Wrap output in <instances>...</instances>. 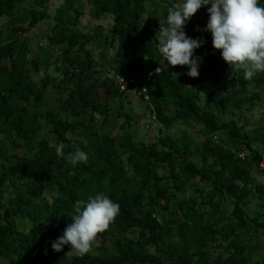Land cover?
Wrapping results in <instances>:
<instances>
[{
	"label": "trees",
	"instance_id": "1",
	"mask_svg": "<svg viewBox=\"0 0 264 264\" xmlns=\"http://www.w3.org/2000/svg\"><path fill=\"white\" fill-rule=\"evenodd\" d=\"M24 1L0 0V18L12 23L0 38V264H264V130L246 129L255 108L264 121V72L248 80L229 68L204 30V7L185 25L207 41L193 78L187 66L158 64L160 19L178 0H62L52 14L45 0ZM87 5L93 18L110 16L107 32L78 30ZM42 22L40 71L20 36ZM107 67L135 92L120 91ZM130 95L145 103L154 138L132 128ZM77 149L87 164L69 163ZM97 193L120 206L109 228L85 255L54 251L76 202Z\"/></svg>",
	"mask_w": 264,
	"mask_h": 264
},
{
	"label": "clouds",
	"instance_id": "2",
	"mask_svg": "<svg viewBox=\"0 0 264 264\" xmlns=\"http://www.w3.org/2000/svg\"><path fill=\"white\" fill-rule=\"evenodd\" d=\"M208 5L204 30L211 33L213 48L220 50L229 68L243 70L248 80L264 72V0H178L169 6L166 20L160 19L159 36L155 38L161 56L158 64L187 66L188 76H199L202 57L195 55V50L207 41L188 36L185 25L198 9ZM155 71L159 73L162 68ZM63 148V143L56 146L57 155L63 156ZM68 159L73 166L87 164L89 155L77 149ZM119 212L118 202L104 193L77 201L74 214L68 215L72 222L51 242L52 249L59 252L70 245L76 255L89 253L97 235L109 228Z\"/></svg>",
	"mask_w": 264,
	"mask_h": 264
},
{
	"label": "crops",
	"instance_id": "3",
	"mask_svg": "<svg viewBox=\"0 0 264 264\" xmlns=\"http://www.w3.org/2000/svg\"><path fill=\"white\" fill-rule=\"evenodd\" d=\"M32 1L33 0H25L24 1L25 2L24 3L25 9H27L29 5H32ZM49 9H50V7H49ZM21 10H22L21 7H19V11L18 12L21 13ZM17 15H19V14H17ZM19 17H21V19H20L21 23H23L22 21H24L23 24L25 25L26 24V14L21 15ZM43 23L44 22H42V24L41 23L37 24L36 25V29L30 28L27 32L21 34V36H20L21 38L22 37L30 38L29 42L31 41L30 46H31L32 52L36 55V57H38V54H39V60H38V64L39 65L38 66H39L40 71H43V66H44L42 47L46 44L45 34L48 32V29H49ZM10 26H12V23L6 16H3V17L0 18V38H1L2 41H6L10 37V35H11ZM45 26L47 28H45ZM50 33L51 32H49V34ZM38 36H40L41 39H42L40 43H38V41H37V37ZM27 49H28V45H27ZM62 49H63L62 46L53 48V50H54L56 55H57V51H62ZM85 49H88L89 51H91V53H92V55H93V57L95 59L98 58V49L96 47L88 45V46L85 47ZM32 52H30V55H33ZM58 56H60V55H58ZM54 59H55V56L51 57L49 63H52L54 61ZM32 80L35 81L36 83L38 81L34 74L32 75ZM133 98H134V100L131 101ZM133 106H134V108H133ZM44 108L45 107L42 105L41 106V112L44 111ZM125 108L132 116L131 124L133 125V127H134L133 129L136 131V133L138 132L137 136H141L142 137L140 132L145 131L146 128H147L146 131H148V127H151V129L155 130V128L152 125H150L149 123H146L147 119H145V118H143V120L140 121V126L139 127H137L135 125L136 124L135 122L137 121V119H134L132 112L133 113H137V114H139V115H141L143 117H146V116L149 115V112L145 108L144 103L140 100L138 95H130L128 97V103H126ZM139 115L137 116V118L139 117ZM150 132H151V130H150ZM143 137H144V135H143ZM145 138H147V137H145Z\"/></svg>",
	"mask_w": 264,
	"mask_h": 264
},
{
	"label": "rangeland",
	"instance_id": "4",
	"mask_svg": "<svg viewBox=\"0 0 264 264\" xmlns=\"http://www.w3.org/2000/svg\"><path fill=\"white\" fill-rule=\"evenodd\" d=\"M45 2L47 3V6L50 7L49 11H50V14H52L54 11L57 10V8L61 4L62 0H45ZM202 7H204L205 14L209 16V14L207 12V7H210V5H208V6H202ZM89 9L90 8L88 7V5L86 7H84V11H83L84 12V15L80 18V23H79L80 25L77 27L78 30L81 33H83V34H85V33H88L89 34V33L93 32L94 30L95 31L96 30H102L103 32H107L108 29H109V27H110V23H111L110 16L109 15H106L105 17H101L99 19H96V18H93L91 16V14L89 13ZM71 12L72 11H70V13ZM52 23H53V21L50 20L49 25L51 26ZM43 24H45V23H43ZM41 40H42L41 37L38 36L37 37L38 43H40ZM50 72L53 75L56 74V71L54 70V67H52V69L50 70ZM133 100H134V98L131 101H133ZM261 104H262L261 105L262 109H264V95H262V102H261ZM144 106H145V103H144ZM133 108H134V106H133ZM132 114H133L134 119H137V121L135 122L136 123L135 125L137 127L140 126V121H142L143 118L147 119L146 120V123H149L151 125V123H150L151 122V116H150V114L148 116H146V117H143V116H141V115H139L137 113H133V112H132ZM138 115H139V117L137 118ZM247 115H248L247 116L248 119L246 121H247L248 124L246 126V129L248 131H250L251 136H255V132H254L255 130L256 131L258 129L259 130H264V121L262 120V118H260L261 112H259V109L258 108H255L251 113H248ZM132 128H134L133 125H132ZM178 128L180 129L181 127H178ZM146 130H147V128L145 129V131L140 132L142 136L144 135V137H147V138H145V140H150L151 138H154L155 130L154 129H151V127H148V131H146ZM150 130H151V132H150ZM252 130H254V131H252ZM256 139H257V142L259 144H261L262 140L264 139V136L263 135H259V136H257Z\"/></svg>",
	"mask_w": 264,
	"mask_h": 264
},
{
	"label": "built area",
	"instance_id": "5",
	"mask_svg": "<svg viewBox=\"0 0 264 264\" xmlns=\"http://www.w3.org/2000/svg\"><path fill=\"white\" fill-rule=\"evenodd\" d=\"M61 54H62V51H57V55H61ZM66 67L70 70V72H74V73L79 72V69L77 67L70 66L67 64H66ZM106 70L107 71H105V77L112 79L114 83L116 84V86H118L120 91H124L127 94H131L135 92V90L137 89V85L132 80L127 79L126 77H124L123 75L116 72L110 67H107ZM237 155L240 159L245 158V153L243 152H239ZM260 166L263 167L264 162L260 163Z\"/></svg>",
	"mask_w": 264,
	"mask_h": 264
},
{
	"label": "water",
	"instance_id": "6",
	"mask_svg": "<svg viewBox=\"0 0 264 264\" xmlns=\"http://www.w3.org/2000/svg\"><path fill=\"white\" fill-rule=\"evenodd\" d=\"M153 72H154V71H151V72L148 74L147 79H146V81H145L144 84H143V89H145V86H146V84H147L148 80L150 79L151 74H152ZM146 98H148L147 95H146ZM150 106H151V108H153L151 104H150ZM153 113H154V112H153Z\"/></svg>",
	"mask_w": 264,
	"mask_h": 264
}]
</instances>
